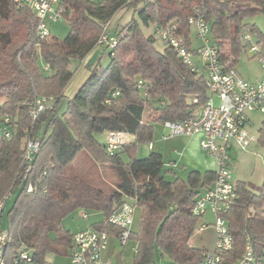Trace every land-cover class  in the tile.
<instances>
[{
    "label": "trees",
    "instance_id": "obj_1",
    "mask_svg": "<svg viewBox=\"0 0 264 264\" xmlns=\"http://www.w3.org/2000/svg\"><path fill=\"white\" fill-rule=\"evenodd\" d=\"M125 8H134L141 22L157 25L158 32L175 27L189 48V20L202 16L222 59L233 67L240 53L247 51L242 36L249 31L263 48L259 57L264 60V33L248 21L264 15V0H60L57 13L70 28L64 39L53 34L41 38L39 19L30 8L0 0V114L11 119V137L0 134V200L9 190L14 196L7 211L11 243L6 264H16L23 252L35 264L48 263L50 251L67 255L74 234L63 226V219L76 208L102 212L103 220L93 227L115 231L106 218L128 198L136 199L141 213L140 231L130 235L138 241L134 264H151L157 255L175 264L203 260L205 249L190 244L200 219L193 209L198 196L213 184L215 171L191 170L181 177L165 165L161 153L151 150L139 157L137 147L153 138L155 123L199 115L210 98L206 78L171 46L163 43L159 50L157 38L146 35L134 16L116 31L114 47L101 44L111 19ZM100 47L109 50V64L91 69L60 115L57 105L76 75V66ZM39 97L53 101L34 122L29 113ZM29 132L40 136L41 148L23 167L20 154ZM108 132L128 133L135 141L109 154L106 140L99 139ZM261 141L264 145V124ZM82 153L113 168L117 185L105 191L70 174L69 166ZM29 185L32 191L27 190ZM236 192L224 215L233 247L221 264L242 257L246 236L258 255L264 252V182L254 187L238 181Z\"/></svg>",
    "mask_w": 264,
    "mask_h": 264
},
{
    "label": "built area",
    "instance_id": "obj_2",
    "mask_svg": "<svg viewBox=\"0 0 264 264\" xmlns=\"http://www.w3.org/2000/svg\"><path fill=\"white\" fill-rule=\"evenodd\" d=\"M14 2L18 7H28L34 12L39 19L37 31L41 38L51 34L49 22L61 21L57 13L60 0H14ZM189 23L195 26L200 42L195 50L189 48L183 36L176 34L175 27L161 30L160 39L165 45L171 46L183 62L198 73L200 71L192 60V55L199 56L204 64L210 98L196 117L167 120L163 126L168 131L167 137L200 135L201 149L215 159L213 184L198 196L193 211L199 217L207 212H211L214 216L215 250L213 253L203 252L201 264H221L223 255L232 249L234 241L224 217L237 198L230 151L234 146L246 150L257 140L250 130L249 118L253 113L264 114V78L257 83H250L233 66L226 64L217 44L212 40L209 23L202 16H193ZM242 40L247 51L259 56V46L249 31L243 34ZM100 43L114 47L116 39L106 29ZM260 61L264 68V60L260 58ZM44 69L48 70L47 67ZM215 97L219 99V105L213 103ZM50 100L39 97L32 103L29 113L32 121L39 119ZM10 122L9 116L2 117L1 127L4 125L2 134L5 137H11ZM130 137L131 134L124 132H108L105 142L106 151L109 154L118 152L122 145L129 142ZM41 141L40 136L29 132L20 154L23 167H28L40 151ZM170 166L175 167L176 164L171 163ZM32 188V185H29L27 190L32 191ZM11 196L12 191L9 190L0 200V264H6L7 250L11 243L8 229L3 226L2 220L6 202ZM136 212V199L132 198L131 201L123 202L106 218L107 224L115 231L91 227L75 233L69 250L71 261L74 264H112L110 260L103 258L109 237L116 236L121 244L126 246L133 231ZM82 217L87 218V213H82ZM205 227L206 225L202 224L200 229ZM245 239L244 253L233 264H264V252L258 255L250 237L246 236ZM21 262L32 263L33 257L23 252L19 254L15 263Z\"/></svg>",
    "mask_w": 264,
    "mask_h": 264
},
{
    "label": "rangeland",
    "instance_id": "obj_3",
    "mask_svg": "<svg viewBox=\"0 0 264 264\" xmlns=\"http://www.w3.org/2000/svg\"><path fill=\"white\" fill-rule=\"evenodd\" d=\"M133 16L140 22L143 32L146 35L153 34L157 38L156 47L159 50H162L165 45L161 41L160 34L158 32L157 25L150 24L149 26L144 25L139 15L134 11V8H125L117 12L114 17L111 19L107 26V31L114 36L116 31L121 29L123 25L129 22ZM249 22L256 24L261 31L264 32V15L260 14L253 18L248 19ZM67 25L65 22L60 21ZM70 31V29H69ZM58 37V36H57ZM191 37L193 45L199 46V40L197 39V32L194 25L191 27ZM262 48V47H261ZM253 54L249 51H242L239 56V60L236 63L235 67L238 71L245 73H258L261 70V63L258 58H252ZM93 64H98L101 66H107L110 62L109 50L103 49L100 47L98 51L94 54ZM192 60L195 62L200 73H205L204 64L197 54L192 55ZM39 64L41 67L44 66V62L39 57ZM81 64L84 63H80ZM80 66H76L78 71ZM73 66H71L72 68ZM78 79V77H77ZM52 100V99H51ZM50 100V101H51ZM69 96H66L58 103L57 112L62 115L67 109V103ZM48 102V105L51 102ZM53 101V100H52ZM2 100L0 99V105ZM215 105H219V99L215 97L213 99ZM149 111V109L147 110ZM147 114V113H146ZM0 114V121H1ZM263 115H256L255 122L251 131L253 135L258 138V129L261 127V122ZM4 129L2 125L0 129V134ZM168 131L165 129L162 123L154 124V135L151 140L141 142L138 144L137 151L139 157H144L149 154L152 145H155V150L159 148L162 150L161 153L164 156L165 165H169L170 160L175 158H185L192 159L202 171H205V167H214V163L210 161L206 153L197 147L195 150H189L184 154L181 145L188 141V136H176V137H167ZM100 141H104V136L99 137ZM189 143V142H188ZM152 144V145H151ZM232 160L231 168L233 172V181L237 183L238 181L248 182L254 187H259L264 182V147L260 146L258 142L253 143L246 150H241L237 147L231 150ZM184 154V155H183ZM194 159V160H193ZM174 164V163H173ZM216 167V165H215ZM176 175L181 177H186L188 173L193 170V165L188 164L187 160L183 162L181 159L178 160L176 166L174 167ZM69 173L76 175L83 179L86 183H89L93 186H96L102 190L110 191L114 186L119 182V178L116 174V171L111 168L109 165H102L95 163L86 153L80 154L75 161L69 166ZM174 176H167L168 179H173ZM14 201V196H11L6 202V209L4 211L3 217V226L7 228V211L11 207ZM87 213L88 217L83 218L82 213ZM103 215L96 210L92 209H81L76 208L70 213H68L63 219V226L70 230L72 233H75L79 230L93 227L94 223L101 220ZM204 221H209L210 223L204 229H200ZM133 232L138 234L141 228V213L139 210L136 212L135 222L133 224ZM215 226H214V216L209 213L200 217L198 226L190 238V243L192 246L197 248H204L205 251L213 253L215 250ZM138 247V241L135 238H132L128 241L126 246L121 244L119 239L111 235L109 237V243L107 249L103 252V258L110 260L112 264H134L135 251ZM46 261L49 264H74L67 255L58 254L56 252H48L46 255ZM24 264H35V263H24ZM151 264H175L172 259L167 256L157 255L154 258V261Z\"/></svg>",
    "mask_w": 264,
    "mask_h": 264
},
{
    "label": "crops",
    "instance_id": "obj_4",
    "mask_svg": "<svg viewBox=\"0 0 264 264\" xmlns=\"http://www.w3.org/2000/svg\"><path fill=\"white\" fill-rule=\"evenodd\" d=\"M49 27H50V30H51V34L56 35V36H58L61 39H64L68 35L69 29H70L69 26H68V24L65 25L64 23H62L60 21L49 22ZM192 41L193 40L191 38V48H192V50H195L198 47V44L197 45H193V42ZM199 44H200V42H199ZM259 49H260V51L263 54V48L259 47ZM94 54L95 53H93L88 58H86V60H84L82 62L84 64H81V66H80V63L77 65V66H80V68L76 72V75H75L74 79L72 80V82L69 84V86L67 87V89L65 91V94H66V96H69V99L72 98L75 95V93L77 92V90L80 88V86L84 83V81L90 75L91 69L94 68V66L96 65V64H93ZM252 58H258L259 61H260V57L259 56H254V54H253ZM260 63H261V61H260ZM235 65H234V68L236 69ZM261 67H262L261 70L258 73H255V74H252V73H245V74H243L242 72L238 71L237 69L236 70L248 82H250V83H257V82L263 80V78H264V68L262 66V63H261ZM77 77H78V79H77ZM256 115H263V119H262V122H261V127L258 129V138H256L257 139L256 142H258V144L260 146L264 147V145L262 144V141H261V129H262L263 124H264V114H260V113H253V114H251L250 115V118H249L250 119L249 127H250V130H251V128H253L254 122H255V116ZM106 135L107 134L104 135V140H106ZM182 137H185V136H182ZM200 139H201V136L200 135L188 136V138H187L188 141H185L186 143H184L183 145H181L182 150H184V154L187 151H189V150H195L197 147H200ZM128 141L129 142L126 143V144H129V143L134 142L135 141V136L131 135V137L128 139ZM235 147H237V146H234L233 148H235ZM200 149H201V147H200ZM151 150H153V151L155 150V145H152L150 151ZM160 150H162V149L159 148L157 150V152L161 153ZM206 155H207V157L209 159H211L210 161H212L214 163V167L213 166H211V167H205V168H207L205 171H202L197 165H195L196 163L194 161H192V159L185 158V155H184V158H175L173 160H170L169 162H173L174 164H176V163H178V160L179 159H181V161L183 160V162L185 160H187L188 164L193 165V170H198L200 172L215 171V169H216V167H215V165H216L215 159L212 156L208 155L207 153H206ZM162 156H163V154H162ZM230 156H231V160H232V153H231V151H230ZM163 160H164V156H163ZM169 165H167V166H169ZM204 191H205V189L202 191V193ZM131 199L132 198H130V199L128 198L127 201H131ZM98 212L101 213V215H103L102 212H100V211H98ZM209 213H211V212H207L204 215H207ZM103 218H104V216H103ZM103 218L101 220L95 222L94 224L99 223L100 221L103 220ZM209 223H210L209 221H204L203 222V224H205L206 226H208ZM88 228H91V227H88ZM88 228H85V229H88ZM85 229H82V230H85ZM79 231H81V230H79ZM77 232H75V233H77ZM75 233H73V234H75Z\"/></svg>",
    "mask_w": 264,
    "mask_h": 264
}]
</instances>
